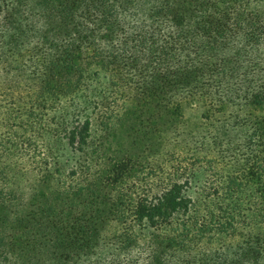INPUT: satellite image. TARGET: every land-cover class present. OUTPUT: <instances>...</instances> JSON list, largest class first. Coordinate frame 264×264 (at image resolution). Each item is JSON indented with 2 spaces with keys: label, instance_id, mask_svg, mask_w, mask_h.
<instances>
[{
  "label": "trees",
  "instance_id": "obj_1",
  "mask_svg": "<svg viewBox=\"0 0 264 264\" xmlns=\"http://www.w3.org/2000/svg\"><path fill=\"white\" fill-rule=\"evenodd\" d=\"M40 37L44 53L32 47ZM263 55L264 4L256 0H0V264H264L258 157L248 179L228 178L196 198L178 180L142 186L141 157L131 153L182 117L181 93L198 97L208 118L217 107L226 116L234 95L207 67L241 70ZM92 65L115 92L148 87L160 124L132 130L126 156L96 162L75 155L89 148L91 118L62 116L56 133L75 153L65 164L44 154L37 130ZM237 97L247 110L264 108V89ZM257 126L254 149L264 153L261 119ZM257 180L242 207L239 195Z\"/></svg>",
  "mask_w": 264,
  "mask_h": 264
},
{
  "label": "rangeland",
  "instance_id": "obj_2",
  "mask_svg": "<svg viewBox=\"0 0 264 264\" xmlns=\"http://www.w3.org/2000/svg\"><path fill=\"white\" fill-rule=\"evenodd\" d=\"M256 1L264 4V0ZM192 16L190 22L193 27L190 31L196 35L199 15L194 12ZM57 21L54 17L52 24H57ZM18 22V18L12 15L8 24L16 28ZM41 28L43 31V26ZM28 41L26 38V42ZM33 46L44 53L41 37L33 41ZM196 58L198 61L210 62L209 56L202 52H199ZM257 60L261 62L259 66L258 62L254 61L255 63H249L241 70L227 65L221 68L207 67L208 74H211L216 82H223L224 87L231 92L230 95H234L226 116H223L224 112L217 107L216 115L208 118L205 115L206 109L197 101L198 97L188 96L187 93L180 94L177 100L182 102V117L178 120L174 118L170 125L162 126L149 149L140 145L131 152L141 157V162L136 166V175L142 181L139 182L142 186L157 189L160 185L178 180L177 182L184 184L190 194L197 198L203 190L213 192L217 188H225L228 178L248 179L249 174L254 172L256 157L264 165V153H256L260 150L254 149L259 144L256 132L260 127L257 123L259 119L264 123V108L247 110L243 101L237 97L264 89V55ZM222 69L226 70L225 74H222ZM133 78L136 82L140 81L139 76ZM110 80V75L101 68L95 65L88 67L80 88L67 100L56 104L44 119L42 129L37 130V139L44 147V154L59 158L65 164L75 154L56 133L62 116L68 119L74 116V120L78 118L81 122L87 116L91 118L89 148L83 152L78 151L75 155L85 157L82 154H90L96 162H100L101 157L110 161L118 156H126L129 153L124 151L132 145L126 136L132 130L141 129L150 123L160 124L161 113L154 102V93H150L148 87L140 91H137L136 87L135 92H115L110 86ZM144 80L146 81L147 77ZM143 95L149 96L144 98ZM108 97L110 99L106 101L105 106L99 108L98 104L102 98ZM262 184L263 181L257 180L251 187L244 189L239 195L242 207L249 204V196L254 195V190ZM224 199H213V203L218 204ZM228 202L236 204V199Z\"/></svg>",
  "mask_w": 264,
  "mask_h": 264
}]
</instances>
